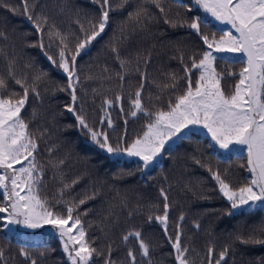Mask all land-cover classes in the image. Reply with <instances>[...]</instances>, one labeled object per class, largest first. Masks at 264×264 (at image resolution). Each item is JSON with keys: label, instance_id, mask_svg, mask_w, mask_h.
<instances>
[{"label": "snow or ice", "instance_id": "snow-or-ice-1", "mask_svg": "<svg viewBox=\"0 0 264 264\" xmlns=\"http://www.w3.org/2000/svg\"><path fill=\"white\" fill-rule=\"evenodd\" d=\"M90 3L91 10H73L65 0L59 10L68 15L70 23L62 28L39 0H22L19 14L30 23L35 40H23L21 49L38 48L50 65L63 74L65 83L51 89L45 87L44 91L64 92L70 97L62 113L70 114L73 123L64 128L76 129L98 155L120 167L112 174L113 180L139 172L147 184L156 179L149 173L160 169L164 183L158 187L157 202L141 203L139 196L132 202L117 191L118 203L109 205L108 216L113 217L109 231L120 225V215L114 209L126 212L128 220L143 216L146 224L155 223L161 228L170 246L172 264H197L195 248L184 242L183 211L170 231L172 185L161 163L164 156L174 161V154L184 148L187 159L203 169L213 182V187L207 190L199 180L195 187L186 185L193 197L211 200L213 197L208 193L212 192L226 205L218 210L222 215L261 216L260 222L246 231L238 228L230 233L231 241L215 259V246L210 245L206 264H228L227 257L235 243L264 246V0H187V3L90 0ZM0 7L17 12L8 0H0ZM117 13H123V18L115 20ZM161 23L172 30H185L195 38L197 46L186 51L183 45L173 43L171 59L178 61L180 71L166 72L164 81H157L150 79L148 72L151 49L131 56L122 55L121 50L133 37L153 38L156 35L153 27ZM105 36L108 39L103 48L112 54L118 70L105 65L100 74L84 73L80 61ZM0 40L9 41L8 33L0 30ZM0 58L7 66L6 74L0 73V232L3 233L0 239L7 241L0 244V264H43L46 253L51 251L47 243L50 238L58 241L66 264H96L99 257H103V264H118L113 258V242L108 240L104 247H97L88 233L93 222L87 219L92 212L87 205L102 195L105 182L98 177L93 179L87 167L67 179L65 165L69 157H54L52 145L44 149L48 158L41 159V143L47 129L34 133L31 120L26 119L29 97L39 99L40 86L51 85L49 73L30 61L23 63L26 71L18 72L22 51H16L15 43L0 45ZM133 76L139 78L138 83L126 92V79L131 83ZM89 80L118 82L119 91L103 95L98 121H90L78 94L88 95L84 82ZM9 82L20 91L11 90ZM148 84L155 86V94L146 92ZM92 94L95 97L102 92L93 88ZM117 106L123 117L119 134H115L116 125L109 111ZM36 115L33 108L32 119ZM129 120L142 122L140 131L131 136ZM206 149L210 150L207 154ZM125 161H130L134 168L124 170ZM233 165L240 170L237 176L233 175ZM49 172L56 184L51 195L46 194L45 178ZM85 179L89 186L83 195H74L75 186ZM192 224L195 230L201 227L197 220ZM108 234L105 233L106 237ZM120 240L127 249V264H155L153 246L145 240L140 228L126 229ZM130 240L136 242L137 249L129 246ZM13 241L15 255L10 252ZM255 264H264V257Z\"/></svg>", "mask_w": 264, "mask_h": 264}, {"label": "trees", "instance_id": "trees-1", "mask_svg": "<svg viewBox=\"0 0 264 264\" xmlns=\"http://www.w3.org/2000/svg\"><path fill=\"white\" fill-rule=\"evenodd\" d=\"M39 2L41 5L46 6V11L59 26L62 28L67 27L70 23L68 15L61 13L59 10L60 5L65 3V0H39ZM66 2L73 10L83 9L88 11L92 9L90 0H66ZM113 2H115V0H113ZM184 2L187 3V0H184ZM8 3L15 6L17 12L13 13L0 7V30L7 32L9 35V41L5 42L0 40V45L15 43L16 51H22V58L19 61L17 69L18 72L26 71L22 67L23 63L25 61H30L36 68L48 72L52 82L51 85L40 86L41 96L39 99L30 95L29 105L27 106L26 119L31 120L30 128L33 132L35 133L37 130L43 131L47 129L45 141L41 143V159L48 158L44 149L52 145L54 146V157H69L65 165L67 179L70 180L87 167L92 172L93 179L98 177L105 182L102 195L94 201H89L87 205V207L92 209L87 219L93 222L92 227L88 230L89 237L96 240L95 246L101 248L105 246L108 240H111L114 248L113 258L118 264L121 261L127 264V249L121 243L120 237L122 232L126 229L137 227L142 230L145 240L153 246L152 259L155 264H172V257L169 255L170 246L165 240L161 228L157 224L153 223L152 225H148L144 222V217L139 215L134 216L132 220H128L126 218L127 213L117 208L114 209V211L118 212L120 215V225L116 228H112L110 231L108 227L111 219H113V217L108 216L109 205L118 203L117 191H119L121 195L126 194L132 202H135L138 196L142 198L140 201L141 203H147L149 201L157 202L158 187L164 183L159 175L160 169L156 168L149 173V175L156 179L147 182V184L140 178L139 172L130 177L113 180L112 174L119 171L120 167L107 161L103 155H98L86 142V138L80 135L76 129L64 128V125L73 123V118L70 114L67 112L62 113L63 105L70 102V97L64 92L44 91L45 87L51 89L58 84L65 83L64 76L59 70L54 69L50 65L38 48L21 49L23 40L27 39L33 41L35 40V36L32 35L33 30L30 23L23 15L19 14L22 12V0H8ZM37 10H39V8ZM176 10L174 6L173 11ZM123 15V13H117L114 19L120 20L123 18ZM153 31L156 35L150 39H143L139 36L133 37L128 46L122 49L121 52L122 55L131 56L137 51L151 49L152 58L148 66L150 79L154 78L157 81H164V73L169 71H180L178 61L171 59V56L174 54L173 43H179L185 47L186 51H190L197 46V42L195 38L189 36L185 30H172L162 23L154 26ZM25 33L28 35L25 36ZM110 35L111 33L109 32V36ZM107 39L108 36H105L104 40L96 44L89 54L84 56L83 60L80 61L84 73L100 74L103 72V66L105 65H107L110 70H118V64L114 62L112 54L107 49L103 48L104 41ZM153 44H155V48H152ZM9 52L11 53L10 48ZM6 67V63L0 58V73L6 74ZM138 79L139 78L136 76L131 77V83H128L126 79V92L128 89L136 86ZM9 83L11 90L20 91L17 86L13 85L11 82ZM84 87L87 89L88 95L85 97L83 93L78 94L81 95L83 99L90 121H98L102 115L100 107L103 95L111 96L115 91H119L118 82L116 80H89L84 82ZM93 88L100 89L102 95L93 97ZM109 89L111 90L109 91ZM146 92L155 94L157 89L152 84H148L146 85ZM164 99H167V94H165ZM124 106L125 110H127L128 105L126 99ZM33 108H35L37 113L35 119L31 117ZM109 111L116 125L115 134H119L123 127V117L119 112L118 106ZM141 123V121L133 123L129 120L128 132L130 136L140 131ZM208 152H210V150L206 149L205 154ZM174 155V161L169 159L168 156H164L161 161L164 174L168 176V183L172 185L170 199L173 201V208L170 213V231L174 229L176 218L180 212L183 211L186 216L183 224L184 242L189 243L195 248L196 252L194 256L197 264H206L207 248L210 245L215 246V259L223 246L231 241L232 237L229 235L230 233H234L238 228L246 231L250 225L259 223L261 216L228 217L222 215L218 210L224 208L226 205L212 192L208 193V195L213 197L211 200H201L193 197L192 193L185 187L186 185L191 184L195 187L199 180L203 181L202 187L207 190L213 187V182L203 169L193 165L187 159L184 148L179 149ZM101 161L104 162L101 163ZM122 167L124 170H128L134 168V165L130 161H125ZM238 174H240V170L233 165V175L237 176ZM45 179L47 181L46 194L51 195L56 184L51 179L50 172L46 175ZM88 186L89 181L87 179L81 181L80 184L75 186L73 194L83 195V190ZM193 220L199 221L201 225L199 230L194 229L192 224ZM106 232L109 233L107 237L105 235ZM2 236L3 233L0 232V237ZM6 243L7 241L0 239V244ZM47 243L51 251L46 253L43 264H66V257L58 241L55 238H50L47 239ZM129 246L133 249H137V244L134 240L129 241ZM10 252L12 255H15L17 252L15 241L12 242ZM33 254L38 255L37 253ZM262 257H264V246L235 243L229 252L227 260L228 264H255V262ZM17 260H19V257H17ZM96 264H103V257L96 258Z\"/></svg>", "mask_w": 264, "mask_h": 264}]
</instances>
